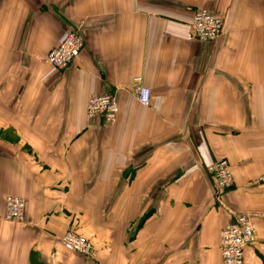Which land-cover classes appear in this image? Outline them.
<instances>
[{"label":"crops","instance_id":"obj_1","mask_svg":"<svg viewBox=\"0 0 264 264\" xmlns=\"http://www.w3.org/2000/svg\"><path fill=\"white\" fill-rule=\"evenodd\" d=\"M198 7L223 17L217 40L192 34ZM71 29L83 48L57 70L46 54ZM103 92L109 125L86 115ZM222 159L226 190L206 172ZM238 214L257 230L244 264H264V0H0V264H221Z\"/></svg>","mask_w":264,"mask_h":264},{"label":"built area","instance_id":"obj_2","mask_svg":"<svg viewBox=\"0 0 264 264\" xmlns=\"http://www.w3.org/2000/svg\"><path fill=\"white\" fill-rule=\"evenodd\" d=\"M192 34L200 41L212 42L222 34L223 20L214 12L198 7L191 16ZM83 38L77 30H69L60 42L49 50L45 62L63 70L78 56L83 48ZM132 85L138 102L142 106L150 104V89L142 82L141 76L132 79ZM118 112L117 97L114 93L103 92L91 95L86 105L88 118H101L104 124H113ZM206 172L212 177L218 190H226L233 186L230 165L225 159L214 161L206 166ZM25 199L17 195H7L4 199L3 218L5 220L23 222L25 220ZM257 230L247 214H238L228 222L219 233V250L221 264H244L246 247L256 238ZM65 249L92 258L94 248L88 238L67 229L61 238Z\"/></svg>","mask_w":264,"mask_h":264},{"label":"rangeland","instance_id":"obj_3","mask_svg":"<svg viewBox=\"0 0 264 264\" xmlns=\"http://www.w3.org/2000/svg\"><path fill=\"white\" fill-rule=\"evenodd\" d=\"M206 9H208V10L214 12L216 15L220 16V17L222 18V20H223V17H222L219 13H217L215 10H213V9H211V8H206ZM226 161H227V160H226ZM228 164H229V163H228ZM24 216H25V213H24ZM73 231H75V230L73 229ZM75 232H76V231H75ZM86 238H87V237H86Z\"/></svg>","mask_w":264,"mask_h":264},{"label":"bare ground","instance_id":"obj_4","mask_svg":"<svg viewBox=\"0 0 264 264\" xmlns=\"http://www.w3.org/2000/svg\"><path fill=\"white\" fill-rule=\"evenodd\" d=\"M47 55V54H46ZM231 176H232V173H231Z\"/></svg>","mask_w":264,"mask_h":264}]
</instances>
